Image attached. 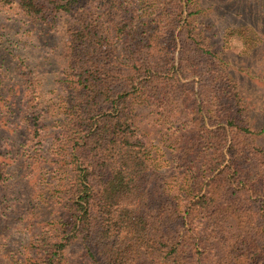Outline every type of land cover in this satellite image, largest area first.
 Masks as SVG:
<instances>
[{
	"label": "trees",
	"instance_id": "obj_1",
	"mask_svg": "<svg viewBox=\"0 0 264 264\" xmlns=\"http://www.w3.org/2000/svg\"><path fill=\"white\" fill-rule=\"evenodd\" d=\"M12 1L50 27L87 8L64 48L67 131L49 152L27 104V169L50 159L70 177L57 240L31 264H69L75 243L91 264H264V130L192 0H154L149 16L128 0ZM141 107L164 133L168 177Z\"/></svg>",
	"mask_w": 264,
	"mask_h": 264
},
{
	"label": "rangeland",
	"instance_id": "obj_2",
	"mask_svg": "<svg viewBox=\"0 0 264 264\" xmlns=\"http://www.w3.org/2000/svg\"><path fill=\"white\" fill-rule=\"evenodd\" d=\"M128 1L139 13L146 10L149 16L154 10V0ZM6 2L0 4V168L5 176L0 182V264H31L34 252L41 256L57 240L70 177L55 171L50 159L43 168L27 169V104L30 100L36 112L42 150L49 152L67 131L71 91L64 48L87 8L62 14L50 27L28 16L17 1ZM192 3L200 29L239 85L252 130H264V0ZM139 113L141 126L156 145L160 172L168 177L172 171L164 133L148 108L141 107ZM257 142L264 149V132ZM67 255L69 264H91L80 243L68 248Z\"/></svg>",
	"mask_w": 264,
	"mask_h": 264
}]
</instances>
